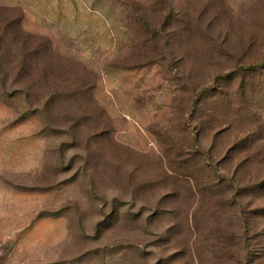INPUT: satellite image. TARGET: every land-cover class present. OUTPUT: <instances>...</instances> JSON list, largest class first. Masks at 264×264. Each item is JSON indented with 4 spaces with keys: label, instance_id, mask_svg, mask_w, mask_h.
I'll use <instances>...</instances> for the list:
<instances>
[{
    "label": "rangeland",
    "instance_id": "obj_1",
    "mask_svg": "<svg viewBox=\"0 0 264 264\" xmlns=\"http://www.w3.org/2000/svg\"><path fill=\"white\" fill-rule=\"evenodd\" d=\"M165 2L195 19L166 34L174 56L143 21H160ZM201 7L220 13L218 44ZM0 10L14 18L0 30V264H264L261 96L240 94V113L198 136L206 117L190 114L187 91L224 87L235 58L262 61L264 0H0ZM19 38L39 39L43 54L23 57ZM68 81L90 98L62 93Z\"/></svg>",
    "mask_w": 264,
    "mask_h": 264
},
{
    "label": "trees",
    "instance_id": "obj_2",
    "mask_svg": "<svg viewBox=\"0 0 264 264\" xmlns=\"http://www.w3.org/2000/svg\"><path fill=\"white\" fill-rule=\"evenodd\" d=\"M215 4H216V0H209V5H215ZM161 5L162 6H160L159 9L160 14L162 16L160 21H158L156 24H153L151 23V21L149 20L146 21L145 19H143L144 25L147 29L146 34L154 39L161 40L163 45V51H165L166 54H170L174 56L175 50L174 49L172 50L170 48L171 38H169L166 34L168 33L169 30H171L170 33H172L173 32L172 30H174L176 34L179 33L185 34L188 30V27L186 24L183 23L184 22L183 20L187 19L188 21H190L195 19H193L191 10H188L189 8L187 10L175 11L168 2H165L164 4ZM200 10L202 17L208 15V17H206L208 18V20L202 23L203 30L208 35H210L209 36L210 40H213V42L216 44L220 43V39H219L220 37L217 34H216L217 37L213 35V33H215V29H214L215 23H217L218 19L220 18L219 11L213 14V13H209V10L205 11L204 9H202V7L200 8ZM200 13L198 12L199 16ZM13 19L14 18L12 17L11 12L0 10V30L4 31V29H7L10 26H12ZM173 36L171 37L173 38ZM0 40L2 42V37L0 38ZM20 41H22L21 38H19L17 45L19 46V48H21L23 57L25 55L27 57H37L41 52L39 46L40 43L37 42L40 41L39 39L29 38V40L23 44H20L21 43ZM25 44L32 45L33 47L28 46L29 47L28 48L27 45ZM220 46H223L224 48L223 52L225 53L223 55H225L226 57L227 53H229L230 51L229 48L226 49L224 47L227 46V42L224 40V43L221 44ZM219 54L221 53L219 52ZM233 65L234 68L231 70V72H229L228 74H226V76L223 77V84L226 86V88L225 86L221 88H218L217 86H215V88H202L200 86H194V85H192V87L189 86L187 88V91L190 92V95L194 102L190 114L196 116L198 121L201 119V116L206 117V120L203 124L199 122L196 123L197 125L196 127H194V133L196 135H198V133H203L204 131H207L209 133L211 130H213L215 124L221 122L219 120L223 119L224 116L227 114V112L239 114L240 94L243 100L246 99V97H248L249 94L250 96L260 95L261 98L259 102L262 105V107H264V103H263L264 102V55L262 56V61L260 62H257L255 59L249 56L243 57L241 59L235 58L233 60ZM12 72L18 74L14 70H12ZM24 74H28V72H25ZM38 74L42 77V79L46 78V76L47 78L49 76H52L51 74H48L45 69L39 71ZM237 81H241V85L238 88L234 84ZM45 82H47V79H45ZM66 87L68 88V90L63 89L62 93L69 92L74 96L81 95V96H88L90 98V92L92 89L87 84L83 85L76 82L68 81L66 82ZM231 116L235 117L234 115ZM191 121H196V119L192 118ZM70 122L73 123L74 121L70 120ZM227 122L225 123V125L228 126L229 128ZM253 146H254L253 142H250L249 145L245 144L244 145L245 148L243 147L240 150L244 154L245 153L250 154L248 155V158H250L253 150ZM210 155L211 154L209 151L208 156ZM169 166L171 168L172 173L182 172L184 169L182 167H176L173 160H170ZM222 177L224 178V176ZM211 186L216 188L218 187L214 184H211Z\"/></svg>",
    "mask_w": 264,
    "mask_h": 264
}]
</instances>
